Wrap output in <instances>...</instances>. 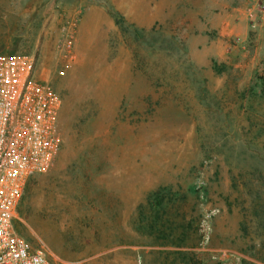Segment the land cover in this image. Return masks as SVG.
Here are the masks:
<instances>
[{
    "label": "rangeland",
    "instance_id": "rangeland-1",
    "mask_svg": "<svg viewBox=\"0 0 264 264\" xmlns=\"http://www.w3.org/2000/svg\"><path fill=\"white\" fill-rule=\"evenodd\" d=\"M0 48L63 101V147L18 208L32 249L264 264V0H0Z\"/></svg>",
    "mask_w": 264,
    "mask_h": 264
},
{
    "label": "built area",
    "instance_id": "built-area-1",
    "mask_svg": "<svg viewBox=\"0 0 264 264\" xmlns=\"http://www.w3.org/2000/svg\"><path fill=\"white\" fill-rule=\"evenodd\" d=\"M62 104L33 57L0 56V264H54L15 223L28 181L47 173L61 149Z\"/></svg>",
    "mask_w": 264,
    "mask_h": 264
},
{
    "label": "trees",
    "instance_id": "trees-1",
    "mask_svg": "<svg viewBox=\"0 0 264 264\" xmlns=\"http://www.w3.org/2000/svg\"><path fill=\"white\" fill-rule=\"evenodd\" d=\"M1 48H2V50L3 51H5L6 49L5 48H7L6 46L4 47L3 45L1 46ZM0 48V49H1ZM14 49H12V50H10L9 52H7V54H1L0 53V55H5V56H11V55H14V53H15V51H13ZM63 147V142H62V145H61V148ZM36 177H37V175H35ZM35 176H32L31 178H30V180H29V182H28V184H27V187H26V190H25V192L27 191V189H28V187H29V184H31L33 181H34V179L36 178ZM170 195V193H168V194H164L162 191H160V192H155L154 194H152L151 196H150V205L151 206H153V207H156L155 209H153L154 210V217H153V224H151L150 226H149V228L150 229H152V228H154V225L157 223V221L159 222L160 221V214L158 213V212H160V209H162L163 208V205H164V203H165V200H166V198L168 197ZM171 196V195H170ZM172 200V199H171ZM167 236L168 235H163V239L164 240H166L167 239ZM257 258V257H256ZM257 259H259V258H257ZM259 260H263V259H259ZM215 264H222V263H215ZM239 264H253V263H251V262H249V261H246V260H243L242 259V261H240V263Z\"/></svg>",
    "mask_w": 264,
    "mask_h": 264
}]
</instances>
